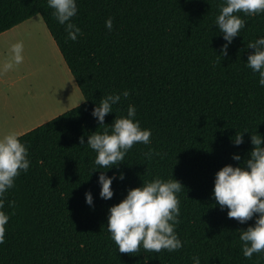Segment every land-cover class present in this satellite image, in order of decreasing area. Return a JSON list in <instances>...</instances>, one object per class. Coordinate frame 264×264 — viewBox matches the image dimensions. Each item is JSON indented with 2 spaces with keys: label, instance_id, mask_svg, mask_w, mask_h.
Segmentation results:
<instances>
[{
  "label": "trees",
  "instance_id": "16d2710c",
  "mask_svg": "<svg viewBox=\"0 0 264 264\" xmlns=\"http://www.w3.org/2000/svg\"><path fill=\"white\" fill-rule=\"evenodd\" d=\"M224 2L76 0L72 23L81 34L73 41L47 0H0V33L41 14L85 96L19 135L30 167L4 194L2 210L10 219L0 264H193V256L200 264H264V252L244 257L239 240L238 229L254 226L256 215L243 224L230 219L213 195L217 171L246 166L254 147L251 135L264 139V86L247 66L254 51L247 45L264 37V13H237L245 27L225 57L221 49L227 41L215 25ZM109 17L111 31L105 24ZM109 94H121V100L99 126L92 111ZM130 104L136 109L134 122L151 131V142L134 144L118 166L93 170L97 153L87 145L88 136L111 130ZM236 132L243 135L240 145L234 143ZM149 149L151 159L145 156ZM101 171L114 177L111 199L100 196ZM156 178L184 186L177 193L175 229L183 247L120 253L107 230L109 208L130 188ZM88 192L92 205L86 202ZM12 200L15 209L8 206Z\"/></svg>",
  "mask_w": 264,
  "mask_h": 264
},
{
  "label": "clouds",
  "instance_id": "9594fccd",
  "mask_svg": "<svg viewBox=\"0 0 264 264\" xmlns=\"http://www.w3.org/2000/svg\"><path fill=\"white\" fill-rule=\"evenodd\" d=\"M52 8L53 16L62 25L68 34V39L75 41L81 29L72 23V18L77 14L76 0H47ZM220 11L215 20V25L227 41L222 46L221 53L227 56L228 45L233 38L239 35L245 27V20L237 13L254 16L264 13V0H225L218 5ZM109 31L112 30V18L106 22ZM248 48L254 49L248 55L247 66L253 73H258L259 84L264 86V37L249 42ZM24 45L18 41L11 45L9 58L2 65L3 72L12 70L23 62ZM130 93L124 90L122 96L127 99ZM121 94H109L103 96L92 115L97 118L99 126L105 124V116L113 112V105L119 103ZM136 109L129 105L126 117L116 116L113 123L103 128V131H95L88 136L87 145L97 153L95 157V169H110L125 161L126 153L134 144H149L151 131L141 129L139 121L133 120ZM244 132H247L245 130ZM234 143H243L242 133L236 132ZM83 136L79 145H84ZM251 144L254 147L250 151V158L244 163L246 166L225 165L215 175L213 195L215 202L221 209L227 208V216L243 224L252 220L256 215L254 226L245 230H239V240L242 242L244 257L251 259L253 254L264 252V139L258 134L251 135ZM154 150L149 149L145 156L151 159ZM160 155L159 153H155ZM28 149L20 141L19 134L9 132L0 137V244L5 241V225L10 217L2 209L5 206L4 194L14 187L15 179L21 172H27L30 161L27 158ZM235 160L241 157L235 155ZM114 177H108L104 171L100 172L98 182L101 185L100 196L103 199H111V188ZM124 179L123 173L119 177ZM184 186L176 179L163 180L156 178L143 181L141 187L130 188L127 195L119 203L109 208L107 230L111 234L120 253L139 254L141 247L147 253H160L178 251L183 247V242L178 238L176 225L180 223V201L177 193ZM86 202L93 204L90 192L86 193ZM8 206L15 209L14 200L8 202ZM14 214V213H13ZM258 214V215H257ZM193 264H200L198 256L192 257Z\"/></svg>",
  "mask_w": 264,
  "mask_h": 264
},
{
  "label": "rangeland",
  "instance_id": "374dc122",
  "mask_svg": "<svg viewBox=\"0 0 264 264\" xmlns=\"http://www.w3.org/2000/svg\"><path fill=\"white\" fill-rule=\"evenodd\" d=\"M30 20L20 27L21 29L13 39H16L14 43L22 41L24 45V59L17 66L19 77H23V84L19 87L22 95L20 98L29 100V103L34 96L41 101L38 108L39 115H36L34 121L41 124L79 105L85 100V96L75 83L77 80L72 75L43 16L36 14ZM22 29H26L23 35L20 34ZM8 52L10 54V51ZM65 71L69 74V78L71 77L70 88L63 87V84L58 81V77L63 76ZM30 82L34 85L33 95ZM26 113H29V108Z\"/></svg>",
  "mask_w": 264,
  "mask_h": 264
},
{
  "label": "crops",
  "instance_id": "0c3cea01",
  "mask_svg": "<svg viewBox=\"0 0 264 264\" xmlns=\"http://www.w3.org/2000/svg\"><path fill=\"white\" fill-rule=\"evenodd\" d=\"M31 18L0 33V68H2L4 61L9 58L10 54L8 51L10 50L11 45L14 43V40H16L13 39V37L16 36V33L19 32V29H21L20 27L22 25H24L27 21H31ZM22 30L23 31L20 33L21 35L24 34L26 29ZM17 70V66L6 73L0 70V137L9 132H16L21 135L26 131L40 125V122L34 123V121L36 115H39L40 111L38 108L40 107L39 102L41 101L35 99L34 96H32L29 103V100L20 98L22 95L20 93L19 87L23 84V77H19ZM65 72L66 73H63V76H59L60 78L58 77V81L63 84V87L65 86L66 88H70L71 77L69 78V74L67 71ZM73 81L75 80L73 79ZM30 83L32 86L33 95L34 85L32 82ZM75 83L78 85V82ZM28 108L29 113L27 114L26 111Z\"/></svg>",
  "mask_w": 264,
  "mask_h": 264
}]
</instances>
